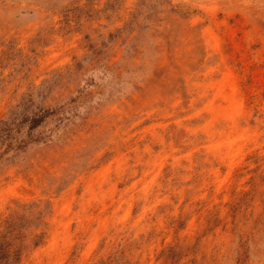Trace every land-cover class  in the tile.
Masks as SVG:
<instances>
[{"label": "rangeland", "instance_id": "1", "mask_svg": "<svg viewBox=\"0 0 264 264\" xmlns=\"http://www.w3.org/2000/svg\"><path fill=\"white\" fill-rule=\"evenodd\" d=\"M0 264H264V0H0Z\"/></svg>", "mask_w": 264, "mask_h": 264}, {"label": "bare ground", "instance_id": "2", "mask_svg": "<svg viewBox=\"0 0 264 264\" xmlns=\"http://www.w3.org/2000/svg\"><path fill=\"white\" fill-rule=\"evenodd\" d=\"M232 111V110H231Z\"/></svg>", "mask_w": 264, "mask_h": 264}]
</instances>
